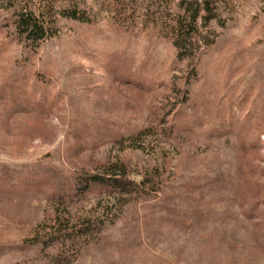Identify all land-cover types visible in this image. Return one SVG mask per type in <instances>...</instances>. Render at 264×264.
Returning <instances> with one entry per match:
<instances>
[{
    "label": "rangeland",
    "instance_id": "obj_1",
    "mask_svg": "<svg viewBox=\"0 0 264 264\" xmlns=\"http://www.w3.org/2000/svg\"><path fill=\"white\" fill-rule=\"evenodd\" d=\"M150 1L36 47L0 11V264H264V0H218L192 61L155 28L196 0ZM113 165L142 192H82Z\"/></svg>",
    "mask_w": 264,
    "mask_h": 264
},
{
    "label": "trees",
    "instance_id": "obj_2",
    "mask_svg": "<svg viewBox=\"0 0 264 264\" xmlns=\"http://www.w3.org/2000/svg\"><path fill=\"white\" fill-rule=\"evenodd\" d=\"M217 2L218 0L181 1L178 5L182 11L181 15H177L168 23L161 22L159 18L160 23L155 29L171 40L179 60H194L200 48L199 44L205 46L210 44L200 43L197 39L198 25L200 22L204 27L215 19ZM60 3H65L67 7L59 9ZM78 6L79 0H0V11L11 12L16 37L31 47H36L56 35L59 16L72 21L87 22L88 18ZM153 6H158L164 11L168 7L167 0H151L147 12ZM161 12L152 11V14ZM80 186L83 193L93 188H98L101 193H115L118 196L142 192L140 185L127 179L126 170L122 165L110 166L105 177H86L81 180Z\"/></svg>",
    "mask_w": 264,
    "mask_h": 264
}]
</instances>
